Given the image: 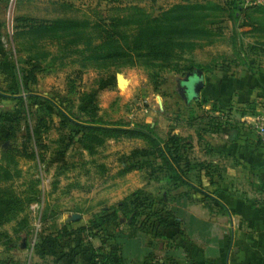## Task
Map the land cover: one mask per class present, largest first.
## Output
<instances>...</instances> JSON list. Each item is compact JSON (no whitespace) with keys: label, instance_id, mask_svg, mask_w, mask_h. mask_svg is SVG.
I'll return each instance as SVG.
<instances>
[{"label":"rangeland","instance_id":"1","mask_svg":"<svg viewBox=\"0 0 264 264\" xmlns=\"http://www.w3.org/2000/svg\"><path fill=\"white\" fill-rule=\"evenodd\" d=\"M179 1L184 0H17L9 10V0H0V195L7 205L0 217V264L74 261L83 256L81 245L88 242L118 260L123 238L132 233L140 234L153 253L173 249L169 264H194L186 252L190 237L183 218L190 209L201 213V207L208 210L210 221L198 222V227L224 236V248L235 249L238 240L247 239L244 233L264 228L262 223L251 226L248 220H239L217 199L219 193L242 196L245 200H240L256 208L257 219H264L260 176L252 172V159L242 160L237 153L261 151L254 146L248 123L264 109V37L253 29L248 32L250 23L242 14L228 19L227 13L209 12L222 17L212 26L220 35L199 40L193 52L185 53L186 59L209 69L196 67L192 72L125 57L81 65V56L63 51V39L28 33L16 20L22 16L92 23L99 16L113 15L117 5H137L156 15ZM210 1L223 5L233 0ZM234 1L243 7L264 6V0ZM252 15L258 18L260 13ZM222 66H229V71H221ZM198 72L211 81L216 99L204 95L202 88L198 100L192 99L187 82ZM63 114L78 122L150 125L162 139L169 133L182 136L191 145L190 186H173L166 173L155 169V160L150 167L125 171L123 161L130 163L132 151L145 145L140 139H107L88 154L76 129L62 124ZM23 142L33 147L34 156L11 151V146ZM136 190H141L146 204L153 202V210L170 211L178 221L171 220L167 228L148 226L133 232L129 220L119 217L107 229L100 227V237L91 236L89 220L110 212V206ZM139 211L136 226L148 212L144 207ZM49 234L61 235L58 248L37 247ZM147 260L168 264V254Z\"/></svg>","mask_w":264,"mask_h":264},{"label":"trees","instance_id":"2","mask_svg":"<svg viewBox=\"0 0 264 264\" xmlns=\"http://www.w3.org/2000/svg\"><path fill=\"white\" fill-rule=\"evenodd\" d=\"M115 1L112 0V2ZM118 6L113 7L117 9L113 15L99 16V19L92 23L86 19L36 21L22 16L16 20L21 24L19 28L26 26L28 33L42 38L63 39L61 45L63 51L68 56L72 54L81 56V65L90 60L100 61L125 57L131 62L142 60L144 63L156 64L181 72H192L196 67L201 71L209 70L201 64L195 65L192 59H186L185 53L194 51L199 40L220 35V31H216L212 26L220 22L222 17L219 19V15H212L209 13L210 11L227 13L228 19H235L240 13L247 20L246 22L250 23L248 32L252 33L253 29L264 37V6L260 4L243 7L234 0L226 1L223 5L210 0L205 2L184 0L169 5L156 15L137 5L119 6L121 8ZM252 12L260 13V15L258 18H254ZM219 68L224 72L229 71V66ZM213 70L215 69L213 68ZM192 99L198 100V98ZM62 124L70 125L71 128L76 129L75 133L79 135L78 141L88 154L95 153L97 147L104 144L107 139L122 137L140 139L145 145L132 151L128 157L133 159L130 163L123 161L125 171L150 167L155 160L158 161V163H154L155 169L166 173L167 180L173 186H190L188 174L192 170V164L188 151L191 145L176 133H169L166 139H162L156 135L154 128L150 125L130 126L122 121L104 122L100 119L78 122L64 114L62 115ZM249 127L254 146L264 154L259 139L255 136L252 127L250 125ZM32 148L27 147L23 142L20 147L11 146V151H19L23 155L32 157L35 155ZM197 191L205 196L202 189H197ZM141 193V190H136L119 200L116 205L110 206V212L92 217L87 229L90 235L100 237V227L107 229L108 225L112 221L118 220L119 217H123L126 221L129 220L128 225L132 227L133 232L144 231L148 226L151 229L156 226L167 228L170 227L171 220L174 223L178 221L170 211L162 213L153 210V202L146 204L139 196ZM239 198L244 199L242 196ZM3 206L5 209L7 208L4 197L0 195V217L3 214ZM142 207L147 208L148 212L136 226V218L137 215H140L141 211L139 210ZM94 229L96 231L93 232ZM79 230H84V228L81 227ZM132 234L129 237L133 236ZM60 238V234L56 236L49 234L38 241L36 245L37 247L56 249L59 246ZM99 248L88 242L81 245L80 252L87 256L88 264L112 263L111 252L101 253Z\"/></svg>","mask_w":264,"mask_h":264},{"label":"crops","instance_id":"3","mask_svg":"<svg viewBox=\"0 0 264 264\" xmlns=\"http://www.w3.org/2000/svg\"><path fill=\"white\" fill-rule=\"evenodd\" d=\"M195 76L193 75H190ZM238 76V75H236ZM220 77V76H218ZM203 85L202 91H204V95L209 98H215L216 94L212 90V85L209 87L208 84H211V81L204 79L203 77ZM218 97V96H217ZM242 156V160L245 158L252 159V172L258 173L260 176V183L262 188L264 189V154L261 151L256 152V150H252V155L248 152L242 151L237 152ZM254 163L256 165L254 166ZM219 193L217 199L222 203L224 208L228 210V213L231 215L237 213V218L244 219L245 221L251 224V226H256L257 224L264 225V219H257L255 216L257 213L256 208L254 206L247 205L242 200L237 197L228 196V195H220ZM188 203V201H186ZM193 202V201H192ZM195 202H193L194 204ZM197 204V203H195ZM203 206L202 203H200ZM201 213H195L193 209L186 211L185 218L181 217L180 219H184L185 222V233L190 237L189 240L186 241V244H189L186 247V252L188 251L189 256L194 260V264H264V228L258 229L254 228L245 235L242 236V239L237 241L236 248H224V236H218V232L212 230L202 231L198 227V222H208L210 220V215L208 214V210L204 207H201ZM217 216V215H216ZM227 216V215H226ZM262 218V216H260ZM258 227V226H257ZM241 234V231L238 232ZM241 239V237H240ZM250 239L249 241H247ZM196 242H200L201 245ZM255 243V245H254ZM148 243L138 236H131L123 238V243L121 244V257L116 260L113 259V262L110 264H158L156 262H149L147 259H150L152 255L153 261L161 260L162 254H168V264L171 263L173 259L171 256H174L172 252L173 249H169V251L156 252L151 251V249H147ZM151 254V255H150ZM148 257V258H147ZM74 261L64 260L61 264H88L87 256L83 255L78 258L75 257ZM175 262V261H174ZM175 264H187L184 263H175ZM190 264V263H188Z\"/></svg>","mask_w":264,"mask_h":264},{"label":"built area","instance_id":"4","mask_svg":"<svg viewBox=\"0 0 264 264\" xmlns=\"http://www.w3.org/2000/svg\"><path fill=\"white\" fill-rule=\"evenodd\" d=\"M16 1L9 0V10H13ZM10 23L12 24V21ZM248 124L252 127L255 136L259 139L260 145L264 149V109L253 116L252 121Z\"/></svg>","mask_w":264,"mask_h":264},{"label":"water","instance_id":"5","mask_svg":"<svg viewBox=\"0 0 264 264\" xmlns=\"http://www.w3.org/2000/svg\"><path fill=\"white\" fill-rule=\"evenodd\" d=\"M119 79V76H118ZM120 80V79H119ZM203 84L201 72H198L197 76L190 77L187 82L188 92L192 98H198V92L201 89Z\"/></svg>","mask_w":264,"mask_h":264},{"label":"bare ground","instance_id":"6","mask_svg":"<svg viewBox=\"0 0 264 264\" xmlns=\"http://www.w3.org/2000/svg\"><path fill=\"white\" fill-rule=\"evenodd\" d=\"M119 79L122 80V79L120 78V76H119Z\"/></svg>","mask_w":264,"mask_h":264}]
</instances>
